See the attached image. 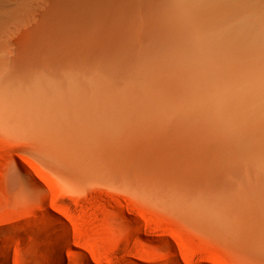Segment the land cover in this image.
Masks as SVG:
<instances>
[{
    "label": "rangeland",
    "instance_id": "1",
    "mask_svg": "<svg viewBox=\"0 0 264 264\" xmlns=\"http://www.w3.org/2000/svg\"><path fill=\"white\" fill-rule=\"evenodd\" d=\"M138 1L0 0V97L22 125L0 130V264L6 244L12 264H264L247 243H257L258 227L264 234V209L245 218L235 204L246 237L235 241L169 198L196 186L229 198L238 182L263 175L264 46L167 45ZM87 9L102 21L87 23ZM151 97L156 117L192 112L200 121L133 128L128 117ZM87 116L123 131L99 166L97 135L79 123ZM47 120L74 130L72 162L38 149Z\"/></svg>",
    "mask_w": 264,
    "mask_h": 264
},
{
    "label": "bare ground",
    "instance_id": "2",
    "mask_svg": "<svg viewBox=\"0 0 264 264\" xmlns=\"http://www.w3.org/2000/svg\"><path fill=\"white\" fill-rule=\"evenodd\" d=\"M138 3L146 27L158 31L161 34L162 41L167 45L209 50L213 49L212 46L237 50L250 46H264V0H139ZM89 9L86 10L87 23H90V21L101 22L102 15ZM215 56L220 61H224L229 57L228 54L222 52L216 53ZM1 97L0 130L7 128V130L14 132L18 131L19 128L22 129V125L17 124L19 122L16 124L14 122L18 117L21 119L20 112L16 106L8 101H3ZM72 102L76 103V99H72ZM156 105L158 106L151 97L139 112L128 117L131 120V126L135 128L136 125L134 124L141 121V123L151 126L161 123L165 125V128L170 125L183 127L191 125L190 123L194 121H200L193 118L192 112H187L189 115L182 114L185 117L176 115L165 119L166 114L162 118L161 116L156 117ZM70 106L69 104V108ZM171 111L174 112L175 110ZM93 116L95 117L94 114ZM93 116H87L90 120L82 119L79 123L86 129L84 130L86 135H97L94 141L99 146V155L98 158L92 157L91 163L99 166L100 157L109 145V138L116 137L118 130L121 133L123 131L122 127L115 128L110 123V118L104 119L101 123L99 122L100 124L98 123V126H95L96 119ZM121 116L125 117L124 115ZM164 120L166 121L164 122ZM5 121L7 122L4 124ZM47 121L42 126L41 134L37 137L40 147L38 149L49 153L48 156L51 154L52 158L59 162H70L73 155L80 151L79 142L75 140L74 130L70 129L69 125H65L61 129L51 124L49 120ZM23 128L22 131L28 129H25V126ZM61 133H64V135ZM121 133L119 134L123 135ZM86 143L88 144L89 141ZM42 151L39 152L42 154ZM45 152L43 153L45 154ZM192 161L198 162L197 159ZM156 192L159 197H163L165 193L162 189H157ZM231 192V195H228L229 198H227L225 193L219 194V192H216L214 193L215 196L211 195L210 193L213 192L210 187L196 186L186 190L176 187L169 192V198L172 206L190 215L202 225L213 229L215 233L226 236L231 240L246 241V237L239 230V224L233 217L235 215V204L243 206L245 218H250L252 215L261 218L264 209V173L261 176L247 177L238 182L236 188ZM244 197L245 200H242ZM257 231V243L252 242L251 239L247 243L251 253L261 254L264 253V234L261 227H258ZM10 251L9 245L6 244L4 246V264H12L9 258ZM57 264L65 263L60 258Z\"/></svg>",
    "mask_w": 264,
    "mask_h": 264
}]
</instances>
